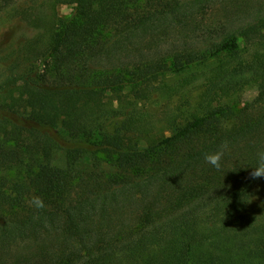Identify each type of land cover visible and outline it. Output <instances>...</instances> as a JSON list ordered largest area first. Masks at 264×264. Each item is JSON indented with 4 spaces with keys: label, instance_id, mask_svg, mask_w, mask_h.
Wrapping results in <instances>:
<instances>
[{
    "label": "trees",
    "instance_id": "16d2710c",
    "mask_svg": "<svg viewBox=\"0 0 264 264\" xmlns=\"http://www.w3.org/2000/svg\"><path fill=\"white\" fill-rule=\"evenodd\" d=\"M31 1L18 14L46 36L43 58L0 79V264H264V178L249 176L264 151V0ZM209 61L192 111L146 140L139 105ZM247 86L262 92L220 103ZM225 141L217 170L204 156Z\"/></svg>",
    "mask_w": 264,
    "mask_h": 264
},
{
    "label": "rangeland",
    "instance_id": "374dc122",
    "mask_svg": "<svg viewBox=\"0 0 264 264\" xmlns=\"http://www.w3.org/2000/svg\"><path fill=\"white\" fill-rule=\"evenodd\" d=\"M31 2V0H17L9 7V11L0 17V79H2L9 64L17 61L15 58L18 59V69L28 66L35 69V66L43 58L42 51L47 44L46 36L42 35V31L27 25L18 14V10L25 8ZM71 10L72 6L69 4L56 6L57 14L64 18L70 15ZM240 47L239 54L244 52L242 44ZM225 57L227 58V56ZM218 66L216 61H209L191 66L181 73L166 75L161 78V89L153 94L150 101L139 105L142 116L139 122L140 127L145 129V132L142 130V133L146 134L144 136L146 140L171 133L172 124L169 121L180 111L184 113V117L192 111V107L200 99L205 84L217 75L215 69ZM42 69L43 66H40L36 70L42 73ZM51 78L48 75V79ZM260 92H262V87L247 86L234 95L221 99L220 103L227 102L235 108H240L255 100ZM184 117L178 115L177 121L182 123ZM55 161L59 164L62 163L60 153L55 155ZM253 197L255 198L251 200V210L256 214L263 209V202L258 195Z\"/></svg>",
    "mask_w": 264,
    "mask_h": 264
},
{
    "label": "clouds",
    "instance_id": "9594fccd",
    "mask_svg": "<svg viewBox=\"0 0 264 264\" xmlns=\"http://www.w3.org/2000/svg\"><path fill=\"white\" fill-rule=\"evenodd\" d=\"M229 150V144L227 141H225L221 145L220 149L216 152L205 154V162L210 164L215 169L219 170L221 168V160L223 159L225 153ZM257 159V166L252 168V171L249 173L250 178L253 180L258 178H264V151L257 153ZM245 195L250 197V199H248L247 201H243L245 203H250L251 200L255 198L248 194ZM29 203L30 206H34L37 210L43 209L45 207L44 201L38 196H33Z\"/></svg>",
    "mask_w": 264,
    "mask_h": 264
}]
</instances>
